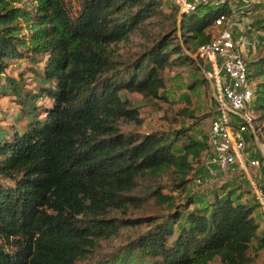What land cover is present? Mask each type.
I'll return each mask as SVG.
<instances>
[{
	"label": "trees",
	"instance_id": "16d2710c",
	"mask_svg": "<svg viewBox=\"0 0 264 264\" xmlns=\"http://www.w3.org/2000/svg\"><path fill=\"white\" fill-rule=\"evenodd\" d=\"M203 6L180 29L165 0H0V94L25 118L0 125V264H264V216L240 185L190 207L208 134L144 131L131 98L167 101L168 73L201 67L218 14ZM247 62L261 126L264 53Z\"/></svg>",
	"mask_w": 264,
	"mask_h": 264
},
{
	"label": "built area",
	"instance_id": "2783aa9c",
	"mask_svg": "<svg viewBox=\"0 0 264 264\" xmlns=\"http://www.w3.org/2000/svg\"><path fill=\"white\" fill-rule=\"evenodd\" d=\"M181 11L190 12L200 4L216 6L218 14L209 30L213 39L202 45L195 57L209 66L218 114L209 131V150L203 156L204 174L195 182L209 186L237 171L252 183V190L264 216V162L247 151V133L264 137L257 124L254 84L240 47L249 43L247 32L255 11V0H178Z\"/></svg>",
	"mask_w": 264,
	"mask_h": 264
},
{
	"label": "rangeland",
	"instance_id": "374dc122",
	"mask_svg": "<svg viewBox=\"0 0 264 264\" xmlns=\"http://www.w3.org/2000/svg\"><path fill=\"white\" fill-rule=\"evenodd\" d=\"M255 1V10L258 11L256 13L258 17H260H257L258 22H251V26H249L251 29L247 33V38L249 33H252V36L249 43L245 44L247 49L242 54L247 60L253 59L264 53V27H257L258 24L264 22V0ZM176 4H179L178 0H165V8L167 10H169L172 5ZM213 8H216V6H213ZM207 9V7L203 6L201 11ZM255 20L256 19L254 18V21ZM183 47L187 49L188 53L192 54L185 43H183ZM11 67L14 68V65H11ZM7 71L10 75L13 74L17 77L18 71L15 72L14 70H11V68H8ZM4 77L5 76L0 77V85L3 83L5 84ZM167 79V88L165 91V94L168 97L167 101L159 102L157 100H147L138 93L131 95L133 101L140 107L141 114L145 119L143 130L154 131L191 127L192 132L197 133L200 136L208 134L210 125L218 114V103L214 97L213 84L210 79L209 66L207 63L202 61V65L199 68L188 66L181 69H174L168 73ZM28 83L29 88L36 89L35 83L30 79ZM47 101L48 100L45 97L40 98L37 101V104L48 103ZM183 109H186L187 113H181L180 111ZM176 120H178V122H175ZM260 123L264 132V121ZM0 125L5 127V134H8V128L12 129L15 126L21 128L25 125V118L21 116L20 107L11 96L0 94ZM1 133L2 132H0V135H2ZM246 143V151L251 156L259 158L264 162V137L259 136L256 138L255 135L248 132ZM262 169L264 171V167ZM202 174H204L202 164L196 163L193 175L191 176L190 183L187 185L185 193V195L194 198V202L190 207L205 206L208 199L210 197L212 198L215 191L220 189V187L222 188L225 185H229V183L232 184L231 187L234 188L237 193L240 189L238 187L239 185L245 193H248L243 198L244 201H254V194L251 189L252 183L244 173L237 171L229 176L223 174L221 179L209 186L196 184L195 178ZM258 219L261 220L260 215ZM253 248L254 251L259 253L258 262L263 263L264 248L256 242L254 243ZM96 258L97 256L94 259ZM91 260H93V257L81 260L80 264H89ZM213 264H219L218 259H216Z\"/></svg>",
	"mask_w": 264,
	"mask_h": 264
},
{
	"label": "crops",
	"instance_id": "0c3cea01",
	"mask_svg": "<svg viewBox=\"0 0 264 264\" xmlns=\"http://www.w3.org/2000/svg\"><path fill=\"white\" fill-rule=\"evenodd\" d=\"M256 12H258L257 10H255L254 11V15H253V17H252V22H258V19H257V17H258V15H257V13ZM260 14H261V12H260ZM260 17V16H259ZM258 17V18H259ZM254 18L256 19L255 21H254ZM260 26H262V27H264V22H262L261 24H258V26L257 27H260ZM251 29V28H250ZM249 31V30H248ZM248 33V32H247ZM251 36H252V33H249V36H248V41L251 39ZM245 44H248V43H244L241 47H240V50H241V53L243 54V52L247 49V46L245 45ZM251 60V59H250ZM263 155H264V152H263ZM245 197V196H244ZM243 201H244V199H242Z\"/></svg>",
	"mask_w": 264,
	"mask_h": 264
},
{
	"label": "water",
	"instance_id": "95a60500",
	"mask_svg": "<svg viewBox=\"0 0 264 264\" xmlns=\"http://www.w3.org/2000/svg\"><path fill=\"white\" fill-rule=\"evenodd\" d=\"M183 13H184V12L180 11L179 16H178V19H179V27H180V29H181V19H182ZM180 36H181V34H180ZM181 37H182V36H181Z\"/></svg>",
	"mask_w": 264,
	"mask_h": 264
}]
</instances>
